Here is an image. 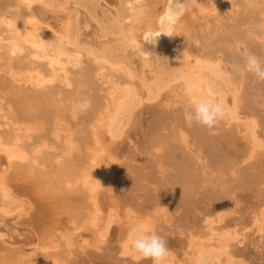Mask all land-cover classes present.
Listing matches in <instances>:
<instances>
[{
  "label": "bare ground",
  "instance_id": "obj_1",
  "mask_svg": "<svg viewBox=\"0 0 264 264\" xmlns=\"http://www.w3.org/2000/svg\"><path fill=\"white\" fill-rule=\"evenodd\" d=\"M134 2L0 0V264H152L124 249L146 220L165 264H264V81L232 67L264 60V0Z\"/></svg>",
  "mask_w": 264,
  "mask_h": 264
},
{
  "label": "clouds",
  "instance_id": "obj_2",
  "mask_svg": "<svg viewBox=\"0 0 264 264\" xmlns=\"http://www.w3.org/2000/svg\"><path fill=\"white\" fill-rule=\"evenodd\" d=\"M127 7L130 15H136L138 6L134 0H129ZM162 33L170 35L167 31ZM145 39L151 42L153 36L149 34ZM125 42L129 47L136 49L141 55L149 58L136 39L125 38ZM243 61V64H234L232 67L236 71L250 73L257 81H264V60H261L253 53H245ZM188 95L190 97V108L183 113L185 124L188 127L193 125L205 126L209 130L210 135H217L216 126L226 115L224 111L225 100L218 97L211 89H208L199 98L194 95L191 89L188 90ZM78 108L81 113L89 111L92 108L91 99L87 97L81 99ZM124 249L126 252L134 254L137 260L150 259L152 264H165V261L171 255L165 238L159 235L147 220L141 223L140 234L134 239L125 242Z\"/></svg>",
  "mask_w": 264,
  "mask_h": 264
},
{
  "label": "rangeland",
  "instance_id": "obj_3",
  "mask_svg": "<svg viewBox=\"0 0 264 264\" xmlns=\"http://www.w3.org/2000/svg\"><path fill=\"white\" fill-rule=\"evenodd\" d=\"M105 1H103V6L102 5H100L99 7H98V12H99V14H103L102 12H103V8H104V10H105V12H108V9H107V7H106V5H104L105 3H104ZM145 2H146V0H145ZM102 10V11H101ZM140 14V13H139ZM141 15H143V12L141 11V14H140V16ZM141 18V17H140ZM138 19H139V17H138ZM137 20V19H136ZM139 21L141 22L142 20L140 19V20H137V22L139 23ZM90 29V30H89ZM89 33L92 35V36H95L96 34H95V25L94 24H92V26L91 27H89ZM111 108V107H110ZM99 121L100 120H97V123H99ZM98 126V124L95 126V129H98V128H100L99 126H98V128H96ZM102 139V138H101ZM105 153L106 152H108V148H105V151H104ZM110 153V152H109ZM100 161V160H99ZM99 161H95V164H97V163H99ZM97 162V163H96ZM264 184V183H263ZM263 187H264V185H263ZM103 207V208H102ZM101 207V213L102 214H106L107 213V211H108V209L106 208V207H104V206H102ZM105 209V210H104ZM116 211V212H115ZM159 211H161L160 209H159ZM113 212L115 213V215H114V219H116L115 221H114V223L113 224H116V223H119L120 221H122V219L124 220L125 218H126V216L123 214V207H122V205H120V206H116V207H114L113 208ZM207 218H210V217H207ZM103 218H101V220H102ZM212 218H210V220H211ZM258 221H260V219H258V217L256 216L254 219H253V225L251 226V225H249L247 228H243V231L242 232H247V230H248V228H249V230L248 231H250L253 227H254V224L256 223V222H258ZM206 223V222H205ZM213 223H210L209 224V229H208V231H209V233H216V234H218V232H222V230L220 229V228H217V227H214V226H211L210 227V225H212ZM98 226H100L99 225V222L97 223V227L96 228H98ZM87 227H88V225H87ZM252 227V228H251ZM86 228V227H85ZM236 228V227H235ZM213 229V230H212ZM215 229V230H214ZM231 229V230H230ZM232 229H234V228H228V229H226V230H224V231H228V232H232V231H234V230H232ZM236 229H238V228H236ZM155 230L157 231V228L155 227ZM214 231V232H212V231ZM218 230H220V231H218ZM256 230H258L257 232L259 233V232H263L264 231V229L263 228H260V230L261 231H259V229H257L256 228ZM211 231V232H210ZM210 237V235H207V237L206 236H204V237H200V236H196V238L198 239V238H200V239H204L205 241L207 240V242H212L213 240H214V238L213 237H211V238H209ZM209 238V239H208ZM209 240H211V241H209ZM227 243H224L223 244V246H221L220 247V249L223 251V250H225V248L226 247H231L230 245H226ZM223 254H225V252L223 251L222 252ZM246 264H249V263H246Z\"/></svg>",
  "mask_w": 264,
  "mask_h": 264
}]
</instances>
